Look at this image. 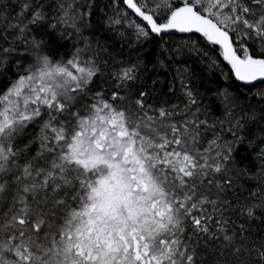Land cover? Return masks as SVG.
<instances>
[{
    "label": "snow or ice",
    "instance_id": "1",
    "mask_svg": "<svg viewBox=\"0 0 264 264\" xmlns=\"http://www.w3.org/2000/svg\"><path fill=\"white\" fill-rule=\"evenodd\" d=\"M0 264H264V0H0Z\"/></svg>",
    "mask_w": 264,
    "mask_h": 264
}]
</instances>
